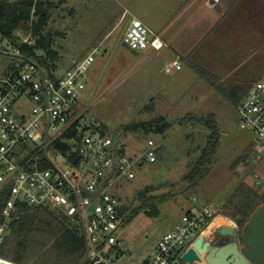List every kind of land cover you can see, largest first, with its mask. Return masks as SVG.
Here are the masks:
<instances>
[{
  "label": "rangeland",
  "instance_id": "rangeland-1",
  "mask_svg": "<svg viewBox=\"0 0 264 264\" xmlns=\"http://www.w3.org/2000/svg\"><path fill=\"white\" fill-rule=\"evenodd\" d=\"M122 11L116 0H65L53 16L51 25L63 35L57 38L56 44L63 62H60L58 72L64 71L81 52L102 43V53L86 74L81 104L86 111V127H90L94 119L114 137L122 126L148 122L159 116H164L172 124L164 135L132 132L120 142L126 155L133 159L141 157L149 140L155 141L161 152L154 163L139 159L134 168L135 178L114 179V187L110 190L127 206L129 214L140 206V192L146 199L159 197L153 205L134 215L127 225H122L119 235L126 254L118 264H141L187 212H195L207 205L215 208L226 220H232L235 211L233 195L241 186H249L264 194V157L260 162L251 159L253 135L239 127L235 107L206 78L182 61V70L167 73L162 70L163 59L167 58L165 54L147 63L149 54L145 55V52L150 49L136 51L138 55H134L124 45L123 35L131 17L119 26L116 21ZM246 25L249 30L251 25ZM256 26L258 31L264 28L260 23ZM18 34L23 39L27 37L22 32ZM233 39H240V42L222 48L219 54L231 57L227 62H219L230 67L222 69L223 73L230 72L233 79L242 82L256 81L264 71V51L259 50L252 60L243 63V58L246 61L245 58L250 57L243 53L245 49L241 50L248 38L232 37L229 41ZM0 48L6 49L0 52L1 77L18 61L16 51L6 41ZM214 53L218 59V53ZM198 63L202 72L205 63ZM210 75L213 81L219 79ZM20 105L28 112L33 106L25 100ZM209 114L215 115L220 127L219 145L207 173L194 185L191 172L207 147L211 132L204 124H180V121L187 116L202 118ZM58 161L59 165H64L61 159ZM256 174L260 181L258 185ZM239 228L240 232L245 229Z\"/></svg>",
  "mask_w": 264,
  "mask_h": 264
},
{
  "label": "built area",
  "instance_id": "built-area-1",
  "mask_svg": "<svg viewBox=\"0 0 264 264\" xmlns=\"http://www.w3.org/2000/svg\"><path fill=\"white\" fill-rule=\"evenodd\" d=\"M23 43H31L29 36ZM123 43L133 51H160L165 47L138 18L130 21ZM101 44L91 47L85 56L72 59L62 72L58 70L63 63L47 72L36 63L25 62L16 51L18 62L0 77V196L9 194L2 208L0 248L26 205L64 216L85 239L86 264H118L126 254L119 237L123 225L121 202L110 191L112 181L134 179L139 159L156 162L158 145L149 140L141 157L133 159L113 136L101 134L99 122L93 119L90 127L84 125L86 111L81 104L86 74L102 53ZM5 50L0 48L2 53ZM172 69H181L180 58L167 68ZM24 100L33 104L29 112L20 105ZM235 110L239 127L254 137L250 157L260 162L264 157V75L251 85ZM75 127V136L64 137ZM58 139L70 149L53 148ZM60 159L63 166L58 163ZM257 178L256 174L258 185ZM219 216L215 208L207 205L187 212L141 264H191L183 259L191 248L202 259L201 264H206L205 253L195 247L200 238L210 244L222 227L240 233L233 220L231 225L213 226ZM0 264L19 263L0 256Z\"/></svg>",
  "mask_w": 264,
  "mask_h": 264
},
{
  "label": "trees",
  "instance_id": "trees-1",
  "mask_svg": "<svg viewBox=\"0 0 264 264\" xmlns=\"http://www.w3.org/2000/svg\"><path fill=\"white\" fill-rule=\"evenodd\" d=\"M64 2L65 0H0V41H6L13 50L18 51L25 62L36 63L47 72L56 70L62 62L60 53L56 49L57 38L63 35L54 30L51 20ZM18 32L29 36L31 43H23V37L19 36ZM87 52H81L79 57L85 56ZM205 78L234 107L245 98L251 87L239 84L224 85L217 80L213 81L210 76ZM187 123L204 124L211 132L207 147L202 151L191 172V181L196 185L214 161L219 145L220 127L214 114L202 118L187 116L180 121V124ZM171 127L172 124L164 116H159L148 122H133L122 126L114 138L121 142L129 133L139 131L164 135ZM100 132L102 135H108L102 124ZM77 133L75 127L64 137L70 138ZM52 147L70 149L61 139L56 140ZM159 154L161 152L157 150V155ZM8 197V193H2L0 196V224L4 200ZM140 198L142 201L140 206L130 214L127 206L120 200L119 211L123 217V225H127L134 215L159 199L157 196L146 199L143 192H140ZM232 202L235 205L232 220L239 227H245L254 211L264 204V194L243 185L233 195ZM22 209V217L12 223L1 244V257L19 264H86L85 239L71 227L64 216L56 215L44 208L34 209L23 205ZM232 220L228 219V222Z\"/></svg>",
  "mask_w": 264,
  "mask_h": 264
},
{
  "label": "crops",
  "instance_id": "crops-1",
  "mask_svg": "<svg viewBox=\"0 0 264 264\" xmlns=\"http://www.w3.org/2000/svg\"><path fill=\"white\" fill-rule=\"evenodd\" d=\"M116 2L123 10L116 24L123 25L128 17H131L130 21L132 18H138L165 44L160 51L149 48L150 50L145 52V55L149 54L147 63L165 54L167 58L163 59L165 62L162 70L171 73L175 69L168 71L167 68L180 58V61L186 62L204 78L213 74L219 78L217 81L224 85L251 86L263 77L264 71L253 82L233 79L230 72L222 71L230 67L219 64L220 61L227 62L231 57L228 54L225 56L219 54L222 48L240 42V39L229 41V38L240 36L248 38V42L244 43L245 46L241 50L245 49L243 53L249 54L250 57L245 58L246 61L243 58V63L252 60L259 50L264 51V28L258 31L256 26L257 23L264 25V0H219L218 2L216 0H116ZM247 23L251 25L249 30ZM132 52L138 55V52L133 50ZM214 52L218 53V59L214 57ZM198 61L205 63L202 72ZM213 230L215 229L212 228L211 231ZM208 233L207 236L210 237L211 233Z\"/></svg>",
  "mask_w": 264,
  "mask_h": 264
},
{
  "label": "water",
  "instance_id": "water-1",
  "mask_svg": "<svg viewBox=\"0 0 264 264\" xmlns=\"http://www.w3.org/2000/svg\"><path fill=\"white\" fill-rule=\"evenodd\" d=\"M102 188L103 185L99 191ZM216 236L219 239L214 244L200 238L195 245L200 253H205L206 264H264V204L250 216L242 232L222 227ZM183 259L191 264L202 263V259L192 248Z\"/></svg>",
  "mask_w": 264,
  "mask_h": 264
},
{
  "label": "bare ground",
  "instance_id": "bare-ground-1",
  "mask_svg": "<svg viewBox=\"0 0 264 264\" xmlns=\"http://www.w3.org/2000/svg\"><path fill=\"white\" fill-rule=\"evenodd\" d=\"M231 225V224H233L232 222H228V220H226L224 217H222V216H219L216 220H215V222H214V224H213V226H217V225Z\"/></svg>",
  "mask_w": 264,
  "mask_h": 264
},
{
  "label": "flooded vegetation",
  "instance_id": "flooded-vegetation-1",
  "mask_svg": "<svg viewBox=\"0 0 264 264\" xmlns=\"http://www.w3.org/2000/svg\"><path fill=\"white\" fill-rule=\"evenodd\" d=\"M217 234H215L214 236H213V240H212V244H214L218 239H219V237L218 236H216Z\"/></svg>",
  "mask_w": 264,
  "mask_h": 264
}]
</instances>
